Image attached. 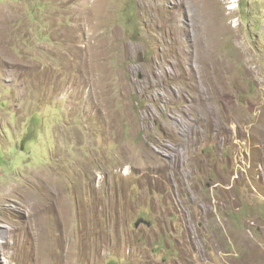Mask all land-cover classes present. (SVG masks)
Masks as SVG:
<instances>
[{"label":"rangeland","instance_id":"obj_1","mask_svg":"<svg viewBox=\"0 0 264 264\" xmlns=\"http://www.w3.org/2000/svg\"><path fill=\"white\" fill-rule=\"evenodd\" d=\"M233 5L0 0V264H264V0Z\"/></svg>","mask_w":264,"mask_h":264},{"label":"clouds","instance_id":"obj_2","mask_svg":"<svg viewBox=\"0 0 264 264\" xmlns=\"http://www.w3.org/2000/svg\"><path fill=\"white\" fill-rule=\"evenodd\" d=\"M237 2V0H228V8L230 9V10H233L234 9V3H236Z\"/></svg>","mask_w":264,"mask_h":264},{"label":"flooded vegetation","instance_id":"obj_3","mask_svg":"<svg viewBox=\"0 0 264 264\" xmlns=\"http://www.w3.org/2000/svg\"><path fill=\"white\" fill-rule=\"evenodd\" d=\"M181 206H178V204H174L173 205V209H177V208H180ZM175 215L174 214H172V212L170 211V214H169V216L168 217H166V218H173Z\"/></svg>","mask_w":264,"mask_h":264}]
</instances>
